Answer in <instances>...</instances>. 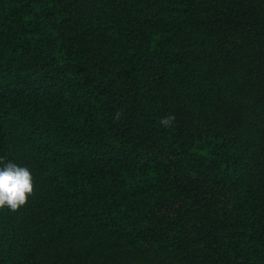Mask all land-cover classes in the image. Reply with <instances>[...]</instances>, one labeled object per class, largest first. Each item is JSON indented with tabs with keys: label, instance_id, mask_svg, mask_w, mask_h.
I'll use <instances>...</instances> for the list:
<instances>
[{
	"label": "trees",
	"instance_id": "16d2710c",
	"mask_svg": "<svg viewBox=\"0 0 264 264\" xmlns=\"http://www.w3.org/2000/svg\"><path fill=\"white\" fill-rule=\"evenodd\" d=\"M0 158V264H264V0H0Z\"/></svg>",
	"mask_w": 264,
	"mask_h": 264
},
{
	"label": "clouds",
	"instance_id": "9594fccd",
	"mask_svg": "<svg viewBox=\"0 0 264 264\" xmlns=\"http://www.w3.org/2000/svg\"><path fill=\"white\" fill-rule=\"evenodd\" d=\"M32 192L31 170L27 166L0 158V209L16 210L26 203Z\"/></svg>",
	"mask_w": 264,
	"mask_h": 264
}]
</instances>
